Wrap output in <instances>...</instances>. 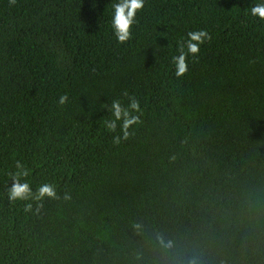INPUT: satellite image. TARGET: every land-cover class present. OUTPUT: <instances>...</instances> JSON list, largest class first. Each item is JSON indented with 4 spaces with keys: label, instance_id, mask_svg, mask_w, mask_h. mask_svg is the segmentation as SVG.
<instances>
[{
    "label": "trees",
    "instance_id": "1",
    "mask_svg": "<svg viewBox=\"0 0 264 264\" xmlns=\"http://www.w3.org/2000/svg\"><path fill=\"white\" fill-rule=\"evenodd\" d=\"M116 2L0 0V264H264L260 0H145L123 44ZM128 96L141 122L115 145L105 104ZM17 160L58 198L10 201Z\"/></svg>",
    "mask_w": 264,
    "mask_h": 264
},
{
    "label": "clouds",
    "instance_id": "2",
    "mask_svg": "<svg viewBox=\"0 0 264 264\" xmlns=\"http://www.w3.org/2000/svg\"><path fill=\"white\" fill-rule=\"evenodd\" d=\"M9 3L10 5H15L16 0H9ZM144 6L145 0H117L113 4L111 27L119 43L123 44L131 38L136 15ZM248 11L252 16L264 20V0L252 5ZM211 40L212 36L207 30H196L189 31L187 39L178 43V55L172 57V64L175 67V76L177 78L184 76L188 72V57H198L201 45ZM125 95L127 96V93ZM67 101L68 96L66 94L59 97L60 105H64ZM105 107L113 117L104 121L105 127L109 132L116 133L119 126V134H115L112 139L113 144L119 145L122 141H127L130 138L133 134L130 129H133L134 126L141 122L142 109L140 101L135 96H128L126 107L118 99L111 101L110 107L107 104H105ZM15 168L17 171L11 174L13 183L8 190L10 201H29L34 199L40 202L45 198H58L56 187L52 183L41 184L34 194L31 185L26 180H21V177L29 175L30 170L19 160L15 162ZM64 198L68 199L70 197L65 193ZM42 206V203H38L36 210L39 211ZM32 207L31 203H27L24 210L26 212L32 211ZM161 243H164L163 239H161ZM165 246L171 247V242H168Z\"/></svg>",
    "mask_w": 264,
    "mask_h": 264
}]
</instances>
